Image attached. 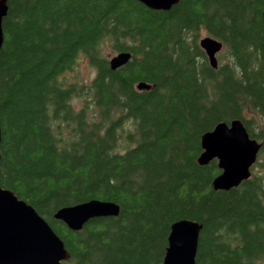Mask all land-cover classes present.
<instances>
[{"label":"trees","instance_id":"obj_1","mask_svg":"<svg viewBox=\"0 0 264 264\" xmlns=\"http://www.w3.org/2000/svg\"><path fill=\"white\" fill-rule=\"evenodd\" d=\"M264 0H8L0 52V185L64 241L63 264H160L172 224L202 225L196 264L264 262ZM224 43L213 68L198 36ZM107 51L132 59L112 70ZM95 76L69 81L80 57ZM152 85L138 90L137 84ZM241 119L262 143L252 177L215 190L202 135ZM120 206L79 231L54 218Z\"/></svg>","mask_w":264,"mask_h":264},{"label":"water","instance_id":"obj_2","mask_svg":"<svg viewBox=\"0 0 264 264\" xmlns=\"http://www.w3.org/2000/svg\"><path fill=\"white\" fill-rule=\"evenodd\" d=\"M152 10L168 11L181 0H138ZM8 14V0H0V52L5 35L4 18ZM264 23V12H263ZM211 65L218 67V53L223 41L211 35L199 41ZM132 59V53L120 51L110 59V67L116 70ZM146 82L137 84L138 90H149ZM1 142V126H0ZM203 152L198 158L201 165L218 161L223 172L213 179L215 190L237 187L251 176V168L258 160L262 143L250 137L243 122L236 118L230 123L219 122L202 135ZM1 157V152H0ZM120 206L113 201L93 199L57 210L54 218L64 222L69 229L79 231L91 219L116 217ZM202 225L192 219H180L171 226L168 247L160 264H196ZM71 258L64 241L49 222L27 201L12 190L0 185V264H63Z\"/></svg>","mask_w":264,"mask_h":264},{"label":"rangeland","instance_id":"obj_3","mask_svg":"<svg viewBox=\"0 0 264 264\" xmlns=\"http://www.w3.org/2000/svg\"><path fill=\"white\" fill-rule=\"evenodd\" d=\"M206 35H208L207 31L202 29L200 31V35L198 36V41H200V39ZM224 49L225 48L222 49L223 52H224ZM106 53L109 55V58H111L114 55V53L109 52V51H107ZM218 58H219V54H218ZM218 61H220V59H218ZM66 76L69 81H80V82L82 81L85 83H89L90 80L93 79V77L95 76V70L93 67L89 65L88 59L82 56L80 57V60L76 68L73 71L67 72ZM263 263L264 262H262L261 264Z\"/></svg>","mask_w":264,"mask_h":264},{"label":"bare ground","instance_id":"obj_4","mask_svg":"<svg viewBox=\"0 0 264 264\" xmlns=\"http://www.w3.org/2000/svg\"><path fill=\"white\" fill-rule=\"evenodd\" d=\"M223 47H224V46H223ZM223 47H222V49H223ZM222 49L220 50V52L222 51ZM205 53H206V52H205ZM218 54H219V53H218ZM206 55H207V54H206ZM207 58H208V56H207ZM217 58H218V57H217ZM208 60H209V59H208ZM209 63H210V61H209ZM210 65H211V63H210ZM211 66H212V65H211ZM218 66H219V61H218ZM212 67H213V66H212ZM213 68H214V67H213ZM217 68H218V67H217ZM240 120H241V119H240ZM241 121H242V120H241ZM224 122H225V121H224ZM230 122H231V121H230ZM230 122H227V123H230ZM242 122H243V121H242ZM243 124H244V123H243ZM244 126H245V125H244ZM245 128H246V127H245ZM247 131H248V130H247ZM248 133H249V132H248ZM250 137H251V136H250ZM0 143H1V142H0ZM201 147H202V143H201ZM202 152H203V147H202ZM202 152H201V153H202ZM200 155H201V154H200ZM200 155H199V156H200ZM198 158H199V157H198ZM198 163H199V162H198ZM199 164H200V163H199ZM208 164H209V163H208ZM208 164H207V165H208ZM200 165H201V164H200ZM254 165H255V164H254ZM202 166H205V165H202ZM218 166H219V164H218ZM219 168H220V167H219ZM220 170H221V173H222L223 170H222L221 168H220ZM221 173H220V174H221ZM220 174H218V175H220ZM218 175H217V176H218ZM217 176H216V177H217ZM216 177H215V178H216ZM251 177H252V168H251V176H250V178H251ZM250 178H249V179H250ZM247 180H248V179H247ZM244 181H245V180H244ZM244 181H242V182H244ZM242 182H241V183H242ZM237 187H238V186H237ZM233 188H234V187H233ZM231 189H232V188H231ZM229 190H230V189H229ZM226 191H227V190H226ZM168 245H169V243H168ZM198 246H199V244H198ZM164 257H165V256H164ZM163 260H164V259H163ZM161 263H162V262H161ZM263 264H264V263H263Z\"/></svg>","mask_w":264,"mask_h":264}]
</instances>
